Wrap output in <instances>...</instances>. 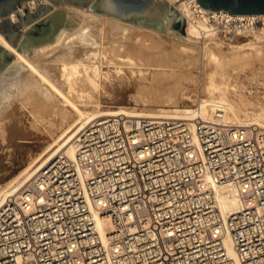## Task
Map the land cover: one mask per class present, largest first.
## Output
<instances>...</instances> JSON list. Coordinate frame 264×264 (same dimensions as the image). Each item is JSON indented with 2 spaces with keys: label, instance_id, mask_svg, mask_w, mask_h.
Returning a JSON list of instances; mask_svg holds the SVG:
<instances>
[{
  "label": "built area",
  "instance_id": "1",
  "mask_svg": "<svg viewBox=\"0 0 264 264\" xmlns=\"http://www.w3.org/2000/svg\"><path fill=\"white\" fill-rule=\"evenodd\" d=\"M176 1L204 35L264 33L262 13ZM226 182L241 205L224 216L214 187ZM0 264H264V128L219 110L88 121L74 157L54 156L0 205Z\"/></svg>",
  "mask_w": 264,
  "mask_h": 264
},
{
  "label": "rangeland",
  "instance_id": "2",
  "mask_svg": "<svg viewBox=\"0 0 264 264\" xmlns=\"http://www.w3.org/2000/svg\"><path fill=\"white\" fill-rule=\"evenodd\" d=\"M94 1L90 0L86 6H79L72 3H61L60 0H58V4H54L51 0H42L39 3H47L52 8L27 24L28 11H35L36 3L34 6H26V12L22 3H18L14 12L15 19H12L14 22H18L20 25L18 29L22 30L14 47L19 51H24L28 56L31 55V57L37 54L35 61L37 60L36 62H39L38 65L49 71V73L54 71V66L61 59L55 53L58 47L54 44L58 38L64 36V44L71 48L70 56H64L65 59H73V57H81L82 55L81 60H78V65L85 68L87 66L86 69L95 75V84L92 89L91 99L89 102H85V105H80L83 111H91L94 106L100 110L119 108L126 110L135 108L141 110L145 106V108L166 109L175 107L197 108L199 106L197 104L201 103L208 95L210 98L218 99L221 95L218 89L219 84L226 82L230 84L228 98L232 101L239 102L238 106L242 111L240 114L242 118L244 117V112L250 117L264 114V69L262 68L264 66H261L257 60L253 61L254 64L251 66L238 67L236 69L230 67L226 70L225 74L216 73V75L210 72L211 68L209 66L204 67V69L201 66L196 68L195 66H191L189 67L190 69L185 67L178 69L179 66L171 67L176 72L179 70V73L175 74L178 77L176 76L177 79L175 78L174 80L178 82H176L178 85L174 81H171L177 87L181 86L180 91L177 93V106L173 104L153 103L149 98L146 102L142 101L137 98V92L140 91V86L151 82L154 67L146 65L138 66V64L130 65L129 62L133 58L128 55L125 57L124 52L125 54L128 52L117 48V46L112 50V53L109 47L118 45V42L112 39L111 36H107L110 33L105 32L107 25H104L102 19L110 16L108 17V21L116 22L118 25L116 27L123 26L127 31L131 30V27L134 29L131 30L134 31L132 33H135L136 29L140 27L141 31L149 33V30L142 27L150 28L154 30L161 42L177 47L193 45L197 49V52H201L202 47L205 46L206 51L208 48L219 51L221 49L231 50L232 47H235L239 52L250 51L253 59H257L256 57L260 54V57L264 56L262 52L257 53L250 46H264V33L260 32V30L240 31L230 38L217 32L214 34L211 33V35L201 34L197 37L189 35V37L187 36L188 39H185L188 22H186V15H184V11L182 12L176 0H154L165 31L92 10L90 6ZM36 23L39 26H36ZM114 36L118 38V35L114 34ZM133 37L135 36L133 35ZM138 38L141 40L140 34ZM0 45L7 49L2 43ZM10 52L12 53V51ZM122 53L123 55H120ZM112 56L113 60L108 59L112 58ZM114 59L117 60V63H113L115 61ZM14 64V53H12L9 63L0 71V76L3 73L9 74L8 68ZM143 72L145 73V78L139 77ZM206 75L215 84L216 88L214 91H207L202 87V82ZM11 90L14 94L16 93L13 88L0 92V95L2 94L0 96V102ZM240 95L243 96L242 100L240 99ZM22 105V101L16 97H12L9 103L3 104L1 107L0 187L16 177L22 169L29 165L32 160L31 158L40 152L43 153L49 144L52 147L51 149L56 148L58 143H61L65 138V130L75 117L72 111L73 113L70 112L67 117L63 119L58 117L56 121H52L47 114H44L47 116V120L41 121L38 117L37 122L40 129L37 130L33 123L37 117H34L35 114L30 108L27 106L22 107ZM250 122L254 121L251 120ZM80 124L81 122L76 124L73 130L78 129ZM50 151H45L42 156H46Z\"/></svg>",
  "mask_w": 264,
  "mask_h": 264
},
{
  "label": "bare ground",
  "instance_id": "3",
  "mask_svg": "<svg viewBox=\"0 0 264 264\" xmlns=\"http://www.w3.org/2000/svg\"><path fill=\"white\" fill-rule=\"evenodd\" d=\"M26 2L27 1H24L25 5ZM14 12H11L10 14V18L13 20L15 19ZM186 14L188 13L184 12V15ZM108 17L110 16H106L102 19L104 25H107L105 32L110 33L107 36H111L112 39L118 42V45L109 47L110 51H112L117 46V48H121L128 52L126 54L124 52L125 57L128 55L129 57L133 58V60L129 62L130 65L138 64V66L146 65L154 67L153 74H150L151 82L140 86V91L137 92L138 94L136 95L137 98L145 102L148 101L149 98L153 103L173 104L177 106V93L180 91L181 86L177 87L174 85V83L177 82L174 81L177 76L175 74L179 73V70L176 72L174 69H171V67L174 66H179L178 69H182L184 67L190 69L189 67L191 66H195V68L201 66L204 69V67L209 66L211 68L210 72L213 75H216V73L225 74L226 70L230 67L232 69H236L238 67L251 66L254 64L253 61L255 60H257L261 66H264V56L260 57L261 54L256 57L257 59H253L251 57L250 51L239 52L235 49V47H232L231 50L221 49L219 51H216L213 48H208L206 51V46L202 47L201 52H197V49H195L193 45H183L181 47H177L172 44L161 42L154 30L150 28L142 27L150 31L147 33L141 31V27L139 29L136 27L137 29L135 33H132L134 31L131 30L134 29L131 27V30L129 31H127L123 26V28L116 27L117 23H113L110 20L108 21ZM186 22H188V24L186 27L185 39H188L189 35H193L194 37L200 36L202 34L200 28H206L208 30L205 24L200 23V26H197L190 20V18L186 19ZM207 32L212 31L208 30ZM114 34L118 35V38H115ZM139 34L141 40L138 38ZM133 35L135 37H133ZM181 38L183 37L181 36ZM63 40L64 36L58 38L56 43L54 42V45L58 47L57 50H55V53H57L60 56L59 59H61L60 62L54 66V71H52V73L50 72V74L49 71L38 65L39 62L37 63V60L35 61V59H37V54L35 55L36 57H31V55L28 56L24 51L22 52L17 50L6 40L4 35L0 33V43H2L9 51L14 53L15 62L13 66L8 68L9 74L3 73L0 76V92L6 90L8 91L12 88L16 92L14 94L11 90V92L6 94L5 98L0 102V111L2 110L1 107L3 104L9 103V100H11L12 97L18 98L23 102L22 107L27 106L34 112V117H37V119H35L33 122L34 127L37 130L40 129L37 122L38 117L41 121H46V117L49 116L50 120L56 121V118L60 117L63 119L64 117H67V115L72 111L75 114L72 122L68 124V127L66 126L67 129L65 130L64 134L65 138L63 137L64 139L61 143H58L56 148L51 149L52 147L50 144L48 146L46 145L47 147L45 148L46 150L44 149V152L51 150L46 156H42L44 152H40L35 157L31 158L32 160L28 166L22 169V171L16 177L0 187V205L5 201L7 196L19 194L22 188L28 182H30L33 176L54 156L62 153L68 157H74L75 137L77 135V131L85 123L98 116L126 113L135 116H148L156 118L191 119L195 116L208 118L209 116L213 115L216 110H219L221 111L226 122L236 125L256 124L264 128V114L250 117L244 112V117L242 118L240 116L242 111L238 106L239 102L232 101L228 98L230 84L226 82L219 84L218 89L221 95L218 99L210 98L208 95V97L206 96L207 98H204L201 103L197 104L199 105L198 107L196 106L197 108L175 107L166 109L145 108V106L141 110L135 108H130L131 110L120 108L100 110L96 106H92L93 108L91 111L85 112L80 108V105H85V102L90 101L92 89L95 84V75L86 69L87 66L85 68L78 65V60H81L82 55L81 57H73V59L64 58V56H70L69 53L71 52V48L67 47ZM250 46L253 47L254 51L257 53L262 52V54H264V46ZM35 51L37 52V50ZM120 55H123V53ZM107 56L109 57V55ZM108 59L113 60V56L112 58ZM113 63H117V60H115ZM262 68L264 69V67ZM144 74V72L142 75L139 74V77L145 78ZM171 81H174V83L172 84ZM202 87L207 91H214L216 88L213 81L209 79L207 75L204 77ZM0 96H2V94ZM240 99H243L242 95H240ZM44 114H47V116ZM251 120L254 122H250ZM80 122L81 124L79 128H75L76 130H73L74 126ZM214 188L215 198L218 202L221 213L224 216L236 211L240 207L241 201L235 183H221L215 185ZM106 224V220H104L102 217L97 218V227L101 234L104 231L103 225ZM224 244L228 252L232 254L233 248L228 234L224 237Z\"/></svg>",
  "mask_w": 264,
  "mask_h": 264
},
{
  "label": "water",
  "instance_id": "4",
  "mask_svg": "<svg viewBox=\"0 0 264 264\" xmlns=\"http://www.w3.org/2000/svg\"><path fill=\"white\" fill-rule=\"evenodd\" d=\"M24 1L0 0V32L13 46H16L22 30L18 29L20 25L10 18V14L16 10L18 3H22L26 12ZM51 1L58 4V0ZM60 1L79 6H86L90 2V0ZM35 2L36 10L28 11L26 24L52 8L47 3H39L36 0ZM197 2L204 8L222 9L233 14H264V0H197ZM90 9L165 31L154 0H95ZM36 26L39 24L36 23ZM11 56L12 53L0 45V71L9 63Z\"/></svg>",
  "mask_w": 264,
  "mask_h": 264
}]
</instances>
